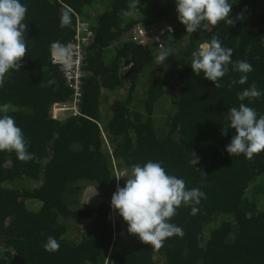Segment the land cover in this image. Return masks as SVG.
<instances>
[{
  "label": "trees",
  "instance_id": "1",
  "mask_svg": "<svg viewBox=\"0 0 264 264\" xmlns=\"http://www.w3.org/2000/svg\"><path fill=\"white\" fill-rule=\"evenodd\" d=\"M21 3L28 9L27 53L0 87V105L14 106L8 115L32 158L0 151V264H264V151L252 159L226 151L235 135L230 108L244 103L264 115V95L238 98L252 84L264 92V0H229L233 26L221 21L195 33L180 23L176 0H139L137 8L133 0ZM65 11L70 23L62 26ZM78 22L91 31L80 115L57 119L51 108L69 104L71 91L51 45L66 47ZM136 26H170L173 40L140 45ZM213 36L233 50V62L253 66L246 83L232 84L242 74L231 64L219 88L193 73L192 53ZM164 50L169 57L160 62ZM193 152L200 158L195 166ZM148 161L205 193L196 214L189 205L177 210L170 222L183 235L159 249L130 234L111 207L132 166ZM49 236L58 251L45 250Z\"/></svg>",
  "mask_w": 264,
  "mask_h": 264
},
{
  "label": "clouds",
  "instance_id": "2",
  "mask_svg": "<svg viewBox=\"0 0 264 264\" xmlns=\"http://www.w3.org/2000/svg\"><path fill=\"white\" fill-rule=\"evenodd\" d=\"M138 4L139 0H133L130 7L137 8ZM176 5L178 19L185 25L187 33H195L201 27L206 30L209 25H216L221 21L232 26L235 23L230 17L232 3L229 0H176ZM27 11V6L21 0H0V87H3L10 70L21 69V61L26 56L25 32L28 25L23 21ZM236 19H243L242 13L237 14ZM61 23L62 26L70 23L67 11L61 15ZM51 47L61 56L67 51L59 41L53 42ZM232 55L233 50L222 46L218 37L213 36L192 53V71L197 76L203 72L204 78L219 88L222 87L219 80L228 73V65L231 64L233 70L242 74L232 84H244L248 80L247 74L253 71V66L245 60L233 62ZM168 57V51L164 50L158 56V61L163 62ZM262 95L264 92L252 84L239 93L238 98L243 101ZM14 110L10 103L0 105V113L3 114L0 115V151H14L18 159L28 161L32 158V153L28 151L23 131L17 126L15 119L8 115ZM228 119L229 128L235 130V135L226 146L230 156L243 154L247 159H252L254 154L264 151V115L240 103L239 107L228 110ZM222 135H227V129L222 130ZM193 155L194 159L190 163L195 166L200 158L194 152ZM198 170L205 175L201 169ZM204 197L205 193L199 188L188 189L183 179L169 175L162 167V162L148 161L143 166H132L124 187L117 185L111 198V207L127 223L130 234L159 249L166 238L183 235V229L170 222L178 214L177 210L182 205H189L192 206L191 212L194 215L198 212L194 205L199 204ZM59 247V242L52 236L44 244L46 251H58Z\"/></svg>",
  "mask_w": 264,
  "mask_h": 264
},
{
  "label": "built area",
  "instance_id": "3",
  "mask_svg": "<svg viewBox=\"0 0 264 264\" xmlns=\"http://www.w3.org/2000/svg\"><path fill=\"white\" fill-rule=\"evenodd\" d=\"M90 33L88 23L78 22L73 40L65 47L67 49L66 53L61 56L56 50L52 51V62L61 67L66 86L71 91L69 104H53L51 108L53 118L59 119L65 114L73 117L80 115L77 106L82 97L83 48L90 41ZM173 33L174 31L170 26L152 30H145L141 26H136L133 31L135 41L138 44L154 43L158 46L161 45L164 37L172 36Z\"/></svg>",
  "mask_w": 264,
  "mask_h": 264
},
{
  "label": "rangeland",
  "instance_id": "4",
  "mask_svg": "<svg viewBox=\"0 0 264 264\" xmlns=\"http://www.w3.org/2000/svg\"><path fill=\"white\" fill-rule=\"evenodd\" d=\"M162 26V25H161ZM173 36V35H172ZM172 36H167V37H164L165 39H167V40H169V41H171V40H173V37ZM164 40V39H163ZM179 40H180V43L182 44H184V39L183 38H179ZM63 117V116H62ZM61 117V118H62ZM119 174V173H118ZM258 188H261V186H259ZM92 195H93V192H92V190H88V192L86 193V197L89 199V198H93L92 197Z\"/></svg>",
  "mask_w": 264,
  "mask_h": 264
},
{
  "label": "water",
  "instance_id": "5",
  "mask_svg": "<svg viewBox=\"0 0 264 264\" xmlns=\"http://www.w3.org/2000/svg\"><path fill=\"white\" fill-rule=\"evenodd\" d=\"M115 217H117V213H114ZM108 219H111V213L108 215Z\"/></svg>",
  "mask_w": 264,
  "mask_h": 264
}]
</instances>
